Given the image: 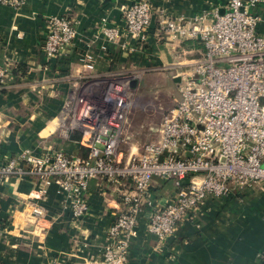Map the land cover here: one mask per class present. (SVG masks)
I'll return each mask as SVG.
<instances>
[{
    "label": "built area",
    "instance_id": "built-area-1",
    "mask_svg": "<svg viewBox=\"0 0 264 264\" xmlns=\"http://www.w3.org/2000/svg\"><path fill=\"white\" fill-rule=\"evenodd\" d=\"M24 2L7 1L16 8ZM120 10L125 32L137 45L143 46L155 17L164 38L179 37L202 46L199 56L173 75L171 102L161 111L155 136L150 137L152 127L147 128L142 143L134 141L123 150L141 72L80 79L72 85L92 81L95 86L78 97L66 95L58 126L78 132L86 153L26 149L0 163V181L11 176L54 180L76 228L89 209V180L113 188L118 206L105 232L103 264L129 263L131 243L142 223L162 242L175 237L185 222L197 219L205 200L264 183V30L259 28L264 0H228L222 13L189 18L170 17L149 0L124 4ZM101 31L111 40L117 37L116 28L105 22ZM76 36L69 14L46 17L44 56L49 60L64 54ZM14 68L15 64H0V88ZM83 68H92L89 56ZM133 81L135 86L130 85ZM168 181L174 187L171 199H155L153 183ZM33 213L41 215L38 208ZM47 261L67 264L57 256Z\"/></svg>",
    "mask_w": 264,
    "mask_h": 264
},
{
    "label": "crops",
    "instance_id": "crops-1",
    "mask_svg": "<svg viewBox=\"0 0 264 264\" xmlns=\"http://www.w3.org/2000/svg\"><path fill=\"white\" fill-rule=\"evenodd\" d=\"M7 1L0 0V64L15 68L0 88V163L26 149L41 153L57 146L74 155L86 153L78 142L80 134H63L52 124L76 80L137 70L169 82L202 50L199 42L161 36L155 17L143 46L137 45L125 32L120 10L136 0H25L17 8ZM149 1L170 17L184 18L222 13L228 2ZM64 14L72 17L77 36L64 54L48 60L41 44L45 18ZM104 22L116 28V38L102 33ZM259 28L264 30L263 21ZM86 56L90 70L83 68ZM101 183L89 180V209L76 228L54 180L14 176L1 180L0 264H47L52 256L67 264H103L105 232L118 199L113 188ZM173 192L169 181L153 183L152 195L159 201H168ZM34 208L41 215L36 216ZM198 215L162 242L142 223L128 264H264V183L237 195L207 199Z\"/></svg>",
    "mask_w": 264,
    "mask_h": 264
},
{
    "label": "rangeland",
    "instance_id": "rangeland-1",
    "mask_svg": "<svg viewBox=\"0 0 264 264\" xmlns=\"http://www.w3.org/2000/svg\"><path fill=\"white\" fill-rule=\"evenodd\" d=\"M91 82L92 81L89 82L85 81L80 84L72 85L73 87L72 88L70 87L66 91V95L71 94L73 96L78 97L81 94L88 92V89L90 87L95 86ZM172 89L174 90V80L172 78H170L168 82L166 79L159 80L157 77L147 78L145 74L141 75L138 88L135 93V98L132 104L133 105L132 114H130L129 116V120L126 124L123 133L124 151H126L128 149L127 146L131 145V143H134V141L142 143V141L145 140L146 135L144 134V132L145 129L147 128L152 127V131H151L152 133L150 134V137L155 136V132H153V130L155 128V125L159 123V116L161 114L162 109H164V107L167 104H170L171 102L170 93ZM61 105H62L61 106L62 109V107L65 105L64 100H62ZM57 118H55V121L52 122V124L53 123L55 124L56 127L55 129L57 131L63 134L77 133L75 130L70 131V129L68 128H63L61 126H58L59 122L57 121ZM147 120L149 124H146ZM150 137L148 139L150 140L153 139ZM128 138H130V140H128ZM56 148L58 147L56 146Z\"/></svg>",
    "mask_w": 264,
    "mask_h": 264
},
{
    "label": "water",
    "instance_id": "water-1",
    "mask_svg": "<svg viewBox=\"0 0 264 264\" xmlns=\"http://www.w3.org/2000/svg\"><path fill=\"white\" fill-rule=\"evenodd\" d=\"M135 84H136V81H133L130 83L131 86H135Z\"/></svg>",
    "mask_w": 264,
    "mask_h": 264
},
{
    "label": "bare ground",
    "instance_id": "bare-ground-1",
    "mask_svg": "<svg viewBox=\"0 0 264 264\" xmlns=\"http://www.w3.org/2000/svg\"><path fill=\"white\" fill-rule=\"evenodd\" d=\"M95 84H101V83L98 82V83H95ZM97 86H100L101 87L102 85H97Z\"/></svg>",
    "mask_w": 264,
    "mask_h": 264
},
{
    "label": "trees",
    "instance_id": "trees-1",
    "mask_svg": "<svg viewBox=\"0 0 264 264\" xmlns=\"http://www.w3.org/2000/svg\"><path fill=\"white\" fill-rule=\"evenodd\" d=\"M78 133V132H77ZM79 134V133H78Z\"/></svg>",
    "mask_w": 264,
    "mask_h": 264
}]
</instances>
